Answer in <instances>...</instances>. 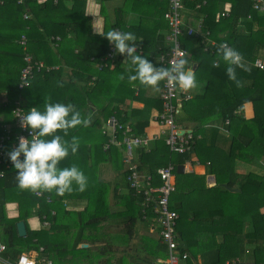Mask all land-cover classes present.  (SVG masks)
<instances>
[{
	"label": "trees",
	"instance_id": "16d2710c",
	"mask_svg": "<svg viewBox=\"0 0 264 264\" xmlns=\"http://www.w3.org/2000/svg\"><path fill=\"white\" fill-rule=\"evenodd\" d=\"M89 2L0 1V91L7 90L9 99L7 104L0 97L3 103L0 124L15 123L12 109L14 100L19 98L26 113L33 107L43 111L47 98L53 104L71 103L83 117H92L88 127L69 129L67 136L62 130L56 133L68 141L73 136L79 138L77 153L69 152L58 167L76 165L88 178L86 190L79 191L73 183V191L63 196L55 191H42L43 195L37 196L18 187L14 166L4 170L5 174L0 176V237L7 244V255L11 258L23 252H39L54 264H66L63 260L66 253L91 257L99 247L98 255L104 256L115 249L113 241L98 244L108 237L96 233L105 226L97 224L108 221L115 224L116 237L127 236L129 244L135 238L139 242L135 247L130 244L122 249L127 256H105L92 264H154L157 257L167 255L166 245L160 242L157 233L150 232L156 218L154 206L145 208L143 191L131 186L132 170L130 162L125 160L126 145L106 147L109 136L104 133L103 123L115 116L121 124H130L135 134L144 135L153 110L161 109L162 101L160 96L148 94L151 87L139 81L129 83L128 76L135 74V68L126 54L115 49L109 57L114 45L97 34L94 16L88 13ZM94 2L100 5L99 15L103 18L99 33L112 29L133 33L136 46L143 49L141 56L161 67L157 56L170 48L164 16L169 0ZM111 2L117 5L110 11ZM184 3L185 12L193 17L185 20L186 25L199 29L197 35L185 33L181 37L187 50L185 58L195 71L196 82L204 83V88L183 101L176 120L180 126L192 129L195 141L190 152L175 155L161 136L148 148L137 147L133 162L139 172L151 176L154 185L162 184L158 168L170 161L184 163L192 160L193 155L207 166V173L215 175L216 183L209 186L206 175L178 173L177 169L174 172L176 189L171 194L170 205L179 213V249L189 254L184 264H220L223 253L234 258L243 253L246 262L239 258L243 262L240 264H264V69L254 65L264 51V12L253 8V0H184ZM226 3L231 7L228 15L222 16ZM24 13L30 15L29 19L23 17ZM207 31L211 33L208 37L217 43L212 51L205 49ZM22 35L26 36L24 45L20 42ZM224 41L243 56L246 70L236 67L240 86L229 78L228 65L220 57L219 45ZM27 52L47 67L59 68L36 72L31 85L20 89ZM214 63L218 66L213 67ZM133 101L143 102V108L132 107ZM247 103L254 106L255 115L251 118L244 114ZM216 120L221 121L218 127L214 125ZM123 137L124 129H120L118 139ZM104 163L113 166L117 173L111 180L101 175ZM253 164L260 171L249 170ZM225 184L240 191H231ZM110 195L116 200L113 204ZM8 202L18 203V217L7 216ZM35 215L42 221L48 219L51 226L32 229L28 219ZM20 220L26 224L25 236L18 232ZM198 221L210 222L211 226L198 227ZM73 224L76 225L73 237L62 232V227L66 232ZM82 243L88 247L80 246Z\"/></svg>",
	"mask_w": 264,
	"mask_h": 264
},
{
	"label": "built area",
	"instance_id": "2783aa9c",
	"mask_svg": "<svg viewBox=\"0 0 264 264\" xmlns=\"http://www.w3.org/2000/svg\"><path fill=\"white\" fill-rule=\"evenodd\" d=\"M1 1V0H0ZM47 0H38V3H45ZM54 3H58L59 0H53ZM19 4H23L26 0H17ZM197 4V7H200ZM253 8L264 12V0H253ZM186 7L184 0H169V8L165 12L164 16L168 22L169 32L166 36L167 41L170 43V48L164 53L157 56V62L161 67H170L177 57L185 58L187 50L182 44L181 37L187 33L188 35L199 34V29L186 25L185 23V12ZM222 16L228 15L227 11L221 13ZM23 17L29 19L30 15L24 13ZM203 23L202 20H200ZM200 23V24H201ZM202 25V24H201ZM210 31H207L205 39H207L206 50L212 51V46L217 45L216 41L210 35ZM56 39H59L57 37ZM204 41V40H203ZM21 44L26 43V36L22 35ZM227 43V42H223ZM228 44V43H227ZM210 45V46H209ZM229 46V44H228ZM137 51L142 52L141 46H136ZM230 47V46H229ZM109 57H112L115 48H111ZM25 64L21 70L19 88L23 89L31 85V81L34 78L36 72L43 70L57 69L59 66H46L43 61L36 60L30 53H26L24 56ZM254 65L260 69H264V56H259L255 59ZM191 98V93L188 90H181L178 86L169 87L166 82H163L160 99L162 101V108L156 115L155 119L161 127L160 133L154 138L148 135H137L133 131L130 124H121L115 116L108 118L104 124V133L108 134L107 130H111L108 134L109 139L106 147L111 144L115 145H126V152L132 156L130 161L126 157L127 161L130 162L129 169L132 170V174L129 177L131 186L137 187L144 193L145 199L143 204L145 208H148L151 204L154 206V213L156 218L150 225V231L157 233L160 238V242L166 245L167 255L161 264H184L188 258L187 252H182L179 249V232L177 231L179 213L171 208L170 197L176 189L175 175L174 172L178 167L176 161H170L166 166L158 168L157 172L162 180L161 185L152 184L151 176L143 175L138 171L137 165L133 162L134 146L137 147H149L150 142L153 139H159L164 136L166 144L170 148L171 154L179 155L190 152L194 144L195 138L191 130L182 128L177 123V115L182 111L183 101ZM3 103H0V107ZM12 113L16 118L13 125L8 123L0 124V176L5 174L3 164L7 159L10 160L7 153L14 147L18 146L19 137L31 139L32 130L30 128L21 127L20 116L26 114L23 107L22 99L14 100V107ZM124 129L123 140L118 139V131ZM185 130L181 133V130ZM24 157L21 155V160ZM11 161V160H10ZM187 164V163H186ZM184 165V164H183ZM11 164L7 163V167ZM185 172H191L192 167L190 165H184ZM37 196H42L43 192H36ZM50 201V198H48ZM145 212V209H144ZM54 213V212H53ZM45 218V217H44ZM44 227L49 225V222L45 218L43 221ZM43 248H41L42 250ZM243 263L238 257L235 260H227L226 264H240ZM0 264H54L51 258L41 255L39 252L27 253L23 252L17 257L11 258L7 255V244L2 241L0 237Z\"/></svg>",
	"mask_w": 264,
	"mask_h": 264
},
{
	"label": "clouds",
	"instance_id": "9594fccd",
	"mask_svg": "<svg viewBox=\"0 0 264 264\" xmlns=\"http://www.w3.org/2000/svg\"><path fill=\"white\" fill-rule=\"evenodd\" d=\"M96 32L105 36L119 54L127 55V59L135 68V74L128 76L129 83L139 81L141 85L149 86L157 92L160 91L161 82H166L169 87L178 86L181 90L196 87L195 71L189 66L188 59L177 57L171 62L170 67H155L148 59L137 54L136 36L133 33L117 29L104 34L97 30ZM219 54L228 65L227 75L240 86V81L236 77V67L245 69L242 54L229 47L227 43L219 45ZM217 66V63L213 64V67ZM120 78L124 79L123 76ZM43 109L40 111L33 107L19 117L21 127L32 130L31 139L20 136L18 146L7 153L17 170L18 187L32 192L55 191L57 195L63 196L65 192L73 191L72 185L75 183L78 190L83 192L88 184V178L83 171L76 165L58 167L60 162L68 157L69 152L77 153L80 140L73 136L71 141H68L56 133L62 130L64 136H67L69 129L78 126L88 127L92 123V117L91 115L83 117L71 103L53 104L47 98ZM21 155L24 157L23 160ZM125 160L127 161L126 156Z\"/></svg>",
	"mask_w": 264,
	"mask_h": 264
},
{
	"label": "rangeland",
	"instance_id": "374dc122",
	"mask_svg": "<svg viewBox=\"0 0 264 264\" xmlns=\"http://www.w3.org/2000/svg\"><path fill=\"white\" fill-rule=\"evenodd\" d=\"M121 4V3H120ZM117 5V2H115V3H109L108 4V8L110 9V11L112 10V8L113 7H115ZM89 9H88V13L89 14H92L93 16H94V24L98 21V23L100 24L101 22H100V17H102V16H100L99 15V8H100V5L99 4H97V5H95V2H94V0H90V2H89V7H88ZM110 13V12H109ZM111 15V14H110ZM111 17H113L112 15H111ZM96 21V22H95ZM224 42H227V41H224ZM228 43V42H227ZM214 47H216V45H213L211 48H214ZM196 85H197V83H196ZM194 89H196V87L194 88ZM107 132H108V134H110V132H111V130H107ZM151 144H152V141L150 142V144H149V147L151 146ZM134 148V152L136 151V148H137V146H134L133 147ZM259 157H260V155H261V151H258L257 153H256ZM256 155V157L258 158V156ZM125 156L128 158V160L130 161V159H132V156H130L127 152H126V150H125ZM102 170H101V175L106 179H113L116 175H117V173L116 172H114L113 171V166H111L110 164H108V163H104L103 165H102ZM237 188V187H236ZM239 190L238 191H240V188H238ZM232 191V190H231ZM124 192H126V189L124 190ZM235 192H237V191H235ZM222 194H226L224 191H222ZM230 196V195H229ZM109 201L113 204L114 202H116V200H115V198L114 197H112V195H110L109 196ZM17 203V202H16ZM12 203H10L9 204V206H8V208H9V211H7L6 213H7V216L9 217V218H12V217H18L19 216V211L18 212H13V211H15L16 210V208H17V205H18V203H17V205H15L14 207H12ZM79 207V206H78ZM203 210H205V209H203ZM116 215V214H115ZM44 217H46V216H44ZM33 221V224H35V226H36V228L38 227V228H40V226H41V224H42V227L44 226L43 225V223L41 222L42 220L37 216V215H35V216H33V217H30L29 219H28V222H32ZM38 224V225H37ZM98 226H100V225H105V226H103V228H99L100 229V231L99 230H97L96 231V233H100V236H102L103 235V237L105 238V237H108V240H104V241H99L98 242V244H101V243H109V241H113L114 243H115V249H112V252H108L106 255H104V256H99L98 255V251H100L99 250V247H96L93 251L94 252H92L93 253V255H91V257H88V256H79V255H75V256H73L72 254H65L64 255V257H63V260H64V262L66 263V264H92V263H94V262H96L98 259H100L101 257V259H103L105 256H109V257H117V256H127V254H125V253H122V249L124 248V247H126V245H130L131 244V246L132 247H135V244L136 243H138L139 242V239L138 238H135V239H133L131 242H130V244H129V241H126V238H127V236H125V237H116L115 236V233H117L118 231H117V228L115 227V224H110V223H108V221H104V224H100V223H98L97 224ZM200 225H205V226H211L210 225V222H200V221H198L197 222V226L199 227ZM75 224H73V225H71V227H70V229L68 230V231H66L65 232V227H62V232H64V233H67V235H68V233L71 235V237H73V233H74V231H75ZM94 226V225H93ZM101 227V226H100ZM142 233H143V231H141V234H140V236L142 235ZM120 236V235H119ZM69 237V236H68ZM80 246H81V244H80ZM127 250H129V249H127ZM141 254H145L146 255V252H141ZM95 256V257H94ZM239 256V258L242 260V261H244V262H246L245 261V255L242 253V256H240V255H238ZM156 257V256H155ZM235 258H237V257H235ZM235 258L234 257H232V256H229V255H227V254H225V253H223V256H222V259H223V261H221V263L220 264H226L227 263V260H235ZM165 258H163V257H157V262L156 263H154V264H161V261L162 260H164ZM141 263H143V262H141ZM145 264V263H144ZM217 264H219V263H217Z\"/></svg>",
	"mask_w": 264,
	"mask_h": 264
},
{
	"label": "crops",
	"instance_id": "0c3cea01",
	"mask_svg": "<svg viewBox=\"0 0 264 264\" xmlns=\"http://www.w3.org/2000/svg\"><path fill=\"white\" fill-rule=\"evenodd\" d=\"M112 3V2H111ZM95 5H96V3H95ZM231 7V4L230 3H226L225 4V7H224V9H225V11H227V10H229V8ZM224 9H223V11H224ZM185 20L187 21V18L189 19V20H191V19H193V17H192V15H190V16H188L187 15V13H185ZM96 22V21H95ZM100 24L98 23V21L94 24V28H96L97 30H101L102 29V25H103V18L102 17H100ZM169 30V29H168ZM169 32V31H168ZM166 34H168V33H166ZM167 36V35H166ZM167 40V39H166ZM144 53H143V51L142 52H140V55H143ZM260 56H264V51H262L261 52V54H260ZM191 67V66H190ZM194 70V69H193ZM162 85H163V82H161L160 83V91H161V88H162ZM203 88H204V83H201V82H198L197 81V85H196V89H191V90H188L192 95L194 94V93H198V92H201L202 90H203ZM160 91L159 92H157V91H155V90H153V89H149V92H148V94L150 95V96H160ZM0 97H2V99L3 100H5L6 101V103L8 104L9 102V99H8V92H7V90H1L0 91ZM1 99V100H2ZM1 103V102H0ZM143 106H144V103L143 102H141V101H133L132 102V107H136V108H143ZM160 110L161 109H155V110H153V112H152V116H151V120H150V122H149V125L145 128V133H144V135H148V136H150V137H152V138H154L158 133H160V131H161V127H160V125L158 124V122L156 121V119H155V117H156V115L160 112ZM243 110H244V114H245V116L247 117V118H251V117H253L254 115H255V111H254V106H253V104L252 103H247L245 106H244V108H243ZM220 120H216L215 122H214V125H220ZM6 123V122H5ZM8 124H10V125H13V122H7ZM1 124H4V123H1ZM104 124L105 123H103V127H104ZM191 126V125H190ZM182 127V126H181ZM218 127V126H217ZM182 128H184V127H182ZM187 129V128H186ZM239 128H237L236 130H235V133L237 132V130H238ZM187 130H191L192 131V129L191 128H188ZM224 131V130H223ZM3 133V132H2ZM156 140H159V139H153L152 140V143H154ZM196 158H197V156L196 155H193L192 156V160H186L183 164L184 165H190L191 167H192V170H191V172H194V173H196V174H199V175H206V178H207V183H208V185L209 186H211V184H213V183H216V178H215V175L214 174H209V173H207V166L205 165V164H202V163H199L198 161H196ZM5 163L3 164V169L4 170H6V169H8V168H11L12 166H14L13 165V163L9 160V159H7L6 161H4ZM7 163H10L11 164V166L10 167H7ZM187 163V164H186ZM182 164V163H181ZM249 170H253V171H260V169H259V167L258 166H254V164L253 165H250V167H249ZM183 173H186V172H183ZM175 180H176V178H175ZM35 194H36V192H35ZM10 203H12L13 205H12V207H14L15 205H17V203L16 202H8V203H6V212L7 211H9V208H8V206H9V204ZM19 211V208H18V205H17V208H16V210L15 211H13V212H18ZM47 221L49 222V225H47V228H49L50 226H51V222L47 219ZM42 222V221H41ZM43 223V222H42ZM29 224H30V226H31V228L32 229H39L38 227L36 228V226H35V224H33V221L32 222H29ZM38 225V224H37ZM42 227V224H41V226H40V228Z\"/></svg>",
	"mask_w": 264,
	"mask_h": 264
},
{
	"label": "water",
	"instance_id": "95a60500",
	"mask_svg": "<svg viewBox=\"0 0 264 264\" xmlns=\"http://www.w3.org/2000/svg\"><path fill=\"white\" fill-rule=\"evenodd\" d=\"M185 130H181V133H183ZM177 172L178 173H183L185 172L184 170V165L183 164H179L177 167ZM225 187L233 190V191H238V188H230L227 184H225ZM17 228H18V232L20 236H25L27 234V229H26V224L24 220H20L17 222ZM82 247H88L87 243H82L81 244Z\"/></svg>",
	"mask_w": 264,
	"mask_h": 264
}]
</instances>
